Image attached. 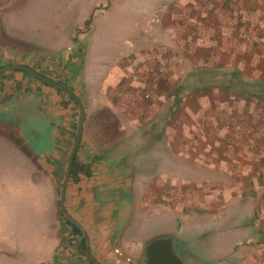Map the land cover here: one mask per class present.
I'll return each mask as SVG.
<instances>
[{
  "label": "crops",
  "instance_id": "0c3cea01",
  "mask_svg": "<svg viewBox=\"0 0 264 264\" xmlns=\"http://www.w3.org/2000/svg\"><path fill=\"white\" fill-rule=\"evenodd\" d=\"M20 1L0 0V67L28 66L84 105L63 202L91 256L144 264L146 242L123 233L134 215H167L175 225L167 233L188 264H264V0H153L148 38L139 34L90 80L71 60L9 32L5 15ZM198 68L237 72L254 96L218 87L176 93ZM78 115L53 86L20 70L0 73V143L14 155L0 158V172L23 174L34 188L47 221L33 229L46 232L42 247L57 264H93L59 210ZM226 121L241 140L213 135Z\"/></svg>",
  "mask_w": 264,
  "mask_h": 264
},
{
  "label": "rangeland",
  "instance_id": "374dc122",
  "mask_svg": "<svg viewBox=\"0 0 264 264\" xmlns=\"http://www.w3.org/2000/svg\"><path fill=\"white\" fill-rule=\"evenodd\" d=\"M151 1L21 0L4 20L14 36L52 49L51 57L62 56L65 63L71 60L72 67L84 68V80H90L95 69L120 61L118 53L139 41V34L148 38L159 8L149 5ZM0 158H14L1 143ZM32 189L23 174L10 179L0 172V264H57L42 247L46 232L33 229L44 225L47 214L30 196ZM135 217L123 233L134 242L170 237L167 232L175 227L167 215H145L142 222Z\"/></svg>",
  "mask_w": 264,
  "mask_h": 264
},
{
  "label": "water",
  "instance_id": "95a60500",
  "mask_svg": "<svg viewBox=\"0 0 264 264\" xmlns=\"http://www.w3.org/2000/svg\"><path fill=\"white\" fill-rule=\"evenodd\" d=\"M20 70L23 72H26L27 74L33 76L34 78L49 84L50 86H53L54 88L60 90L61 92L65 93L67 96H69L77 105L79 110L78 115V122H77V128H76V134L75 139L73 142V145L70 149L68 158H67V164L65 169V175L63 180L62 189L59 195V210L63 214V216L72 224L74 225L78 231L81 233L82 238L84 239V251L87 258L93 263V264H100L97 262L90 254L89 251V240L86 232L83 230L82 226L73 219L65 210L64 208V191L66 183L69 179L72 162L74 158V154L76 152V149L79 145V142L81 140V136L83 133V126H84V118H85V108L82 103V101L79 99V97L69 88L66 86L58 83L57 81L53 80L52 78H49L40 72L25 66V65H7L0 67V73L5 70ZM144 254H145V262L144 264H188L183 256L176 250L173 239L171 237H163L154 239L150 242H148L145 245L144 248Z\"/></svg>",
  "mask_w": 264,
  "mask_h": 264
},
{
  "label": "trees",
  "instance_id": "16d2710c",
  "mask_svg": "<svg viewBox=\"0 0 264 264\" xmlns=\"http://www.w3.org/2000/svg\"><path fill=\"white\" fill-rule=\"evenodd\" d=\"M248 86L250 85L246 83L237 72L222 73L218 69L198 68L184 77L182 84L176 89V93L190 91L195 95L198 93H208L214 87H218L225 92L234 89L236 94L247 98L254 96V94L247 91L246 88H248Z\"/></svg>",
  "mask_w": 264,
  "mask_h": 264
},
{
  "label": "built area",
  "instance_id": "2783aa9c",
  "mask_svg": "<svg viewBox=\"0 0 264 264\" xmlns=\"http://www.w3.org/2000/svg\"><path fill=\"white\" fill-rule=\"evenodd\" d=\"M209 117H211V115H209ZM242 130L244 129H241V131ZM222 132L229 134V141H231L230 143H234L237 140H241L242 138V133L240 132V129L229 121L223 122L220 126L215 127L213 133L216 137H221ZM248 146L255 147V144L253 142H250L248 143Z\"/></svg>",
  "mask_w": 264,
  "mask_h": 264
}]
</instances>
